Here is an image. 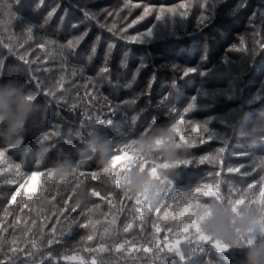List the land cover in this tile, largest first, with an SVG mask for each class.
Wrapping results in <instances>:
<instances>
[{"label": "trees", "instance_id": "trees-1", "mask_svg": "<svg viewBox=\"0 0 264 264\" xmlns=\"http://www.w3.org/2000/svg\"><path fill=\"white\" fill-rule=\"evenodd\" d=\"M185 2L133 0L141 7L120 20L110 16L122 9L124 0H0V83H18L29 99L36 91V78H42L37 100H29L40 105L43 112L14 142L0 141V151L4 152L0 158V217L8 208L6 224L15 215L23 218L15 230L8 228L0 235L11 240L15 231L19 236L26 224L31 226L37 211L42 212L37 218L39 224L44 215H52V205L61 207L64 200L75 209L71 217L78 221L84 220L88 208L99 204L92 218L102 221L97 225L96 239L80 245L88 230L77 225L51 248L46 244L47 235L43 240L36 237L39 250L21 243L26 251H32V256L26 259L19 253L15 264H75L63 259L71 255L83 256L87 264L93 257L97 264H240L243 260V250L229 249L212 238L228 250L221 253L210 244H201L202 250L182 262L175 250L163 248L165 237L168 243L179 238L178 247L188 258L196 244L194 240L190 244L185 234L175 228L181 221H173L171 216L177 213L164 217L166 205L172 201L162 198L170 197L171 190L188 199L197 186L206 190L203 186L207 185L213 190L218 186L223 201L229 203L252 184L249 197L259 199V189L264 187V132L252 133L249 129L251 121L264 113V49L258 44L264 41V0H187L188 15L182 17L179 5ZM144 5L175 7L177 15L166 14L157 19L153 12L123 32L142 13ZM201 16L206 17L203 22ZM113 23L116 28L109 31ZM27 29L32 30L31 37ZM137 33L139 40L127 38ZM82 34L86 37L72 53L65 42ZM241 41L246 49L240 47ZM105 68L107 71H103ZM61 77L62 87L58 83ZM49 89L56 95L46 94ZM189 107L192 110L185 114ZM182 116L206 126L210 142H198L200 134L178 123ZM98 119L112 123L101 124ZM161 129L170 135L156 138L155 144L171 146L176 151L172 160L166 159L162 151L145 154L139 147L140 141ZM51 133L55 135L45 140L44 135ZM93 134L110 144L105 167L95 158L79 155ZM181 136L196 141L195 146L180 140ZM221 148H225L223 153L218 152ZM121 151L127 158L112 163L113 158L121 157ZM202 155L216 158L201 164ZM188 159L194 161L193 165L181 167ZM17 163L21 166L19 172ZM65 163L69 164L67 173L59 174L56 169ZM235 168L239 171H228ZM93 171L97 173L96 181L90 175ZM134 171L155 181L160 190L151 197L130 195L124 182ZM34 172L45 174L37 176L35 191L20 188L26 180L30 182ZM93 189L102 196L109 195L113 203L123 208L109 229V236L103 233V222L111 218L115 209L110 212L107 201L92 197ZM18 190L16 200L11 201ZM26 194L32 197L30 207L19 212ZM137 198L141 199L138 205ZM212 199L198 198L205 203ZM249 204L259 208L255 203ZM134 205L140 208L139 214ZM157 207L159 212L155 211ZM260 221L264 222V213ZM154 222L161 228L160 233H155ZM127 223L133 225L128 232L123 229ZM50 227L51 221L46 234ZM169 227L174 231L168 232ZM64 228L66 231V223ZM153 235L158 246L148 252V241ZM125 241V248L136 250L117 253L116 248ZM98 244H105L107 252L82 250ZM10 247L3 246L0 259L6 258L4 253L12 255ZM8 264L12 261L8 260Z\"/></svg>", "mask_w": 264, "mask_h": 264}, {"label": "snow or ice", "instance_id": "snow-or-ice-1", "mask_svg": "<svg viewBox=\"0 0 264 264\" xmlns=\"http://www.w3.org/2000/svg\"><path fill=\"white\" fill-rule=\"evenodd\" d=\"M141 4L140 3H133V0H124V4L121 10L117 11V12H113L112 16H116L118 17L120 20H125L126 16L131 14L133 9L136 8H140ZM179 9H182L183 11L180 13V16L184 17L188 15V3L187 0L185 3H181L179 5ZM125 10H127L125 15H122V13H125ZM153 12L156 13V18H162L164 15L168 14V15H177V8L175 7H165V6H160L158 8H155L151 5H144L143 6V11L142 13L136 18L131 20L123 29V32L127 31L128 27H131L132 25L143 21L148 15L152 14ZM54 14V13H53ZM201 22H203L206 17L201 16ZM107 27V24L105 25ZM116 28V24L113 23L111 25L110 28H108L109 31H112L113 29ZM27 32L29 34V37H31L32 34V30L31 29H27ZM86 37V34H82L76 38H69L65 43L68 47L69 50H71L72 53H74V51L77 49V46L80 44V42ZM121 38H125L123 36H121ZM127 38L133 42L139 40L140 36L139 34H132L127 36ZM259 48L264 49V41H259ZM41 48L44 47L43 44L40 45ZM113 45H109V49H112ZM240 47L242 49H246V45L243 41H241V45ZM96 51V48L93 47L92 48V52L94 53ZM21 59H23V56L21 57ZM45 71H48L47 68L44 69ZM103 71H107V69H103ZM36 91L33 92L34 95L29 97V99H35L37 100L38 98V93L40 88L42 87V78L37 77L36 78ZM63 77H61V80L58 82L59 85L62 87L63 86ZM94 91V89H93ZM46 94L51 95V96H55L56 92L53 91L52 89H49ZM87 94V93H86ZM89 99H93V96L89 95ZM111 107V106H109ZM192 109L191 107L186 108L184 110L185 114L190 112ZM133 122L136 120V117L132 118ZM98 122L101 124H106V125H110L112 123L111 120L109 119H98ZM179 124L181 125H187L190 126V132L192 133H198L200 134L198 137V142L200 143H204V142H210V138L206 135L207 133V127L204 125H200V124H195L193 122H191L190 120H186L184 119V117L182 116L181 119L178 121ZM51 135H55V133H51V134H45L44 135V139L45 140H49ZM180 140H186L187 142H189L192 147L195 146L196 141L194 140H188L186 136H181ZM225 151V148H221L218 150L219 153H223ZM121 158L126 159L127 157L124 156L123 151H121ZM128 155L130 156L131 153H128ZM238 155H243V154H238ZM4 156V152L0 151V158H2ZM215 156H208V155H202L199 157V163L203 164L205 161H211L213 159H215ZM194 163V161L192 159H188L184 164L181 165V167H190L192 166ZM20 164H16L15 168L17 169V172H19L20 169ZM118 171V169L116 170ZM229 172H238L239 168H235V169H228ZM45 175L43 172H34L31 174V179L34 180L35 176H43ZM80 175H85V173L81 172ZM91 178L93 181H96V177H97V173L96 171L91 172ZM11 182V181H9ZM28 184V181L26 180L24 182V184L20 185V188H25L26 185ZM116 187H119V185L117 184ZM252 188V184H248L247 188L243 191V193L239 196L236 197V199L234 200H229V203L232 204V210L233 212H236L237 209L243 205V204H249V203H255L257 205H259V208L261 210V213H264V187H261L259 189V199H254V198H250L249 197V189ZM203 189L206 190H202L201 186H197L195 188L194 192H190L189 194V198L185 199L182 196H178L176 193L172 192L171 190H169L168 193H171L172 195L169 197L168 195H165L162 198V201L167 200V199H171V203L167 204L166 207L168 209V211L164 212V217L168 218L170 213L175 212L178 215H172L171 219L173 221H181L180 223L175 224V228H177L181 233L185 234V238L188 240V242L191 244L193 243V240L195 241L196 246L192 247L190 249V253L191 255L188 258H185V256L183 255L181 248L178 247V245L181 243L180 239L177 238L175 240V243H168L167 242V237H165V245L163 248H167L169 251L175 250L178 254V258L184 262L186 261V259L191 258L197 251L202 250V248H200L201 244H210V246L212 248H214L216 251L218 252H225L227 251V246L224 245L222 242L220 241H213L210 237H208L206 234H204L201 231V227H200V221L202 220L201 218H197V209L201 207L202 204H204L205 202H199L198 198L200 196H205V197H211L215 200H223L224 197H222L220 195V190L219 187L217 186V188L215 190L211 189L210 187H208L207 185L203 186ZM28 191H32L30 189H28ZM19 190L17 191V193H14L11 196V201H15L16 197L18 195ZM43 191H41L40 196L41 198H43ZM91 195L92 197L95 198H100L103 199L105 201L108 202L109 204V211L111 212L112 209H115V212H112L111 214V218L110 219H106V221H104V227H103V233L105 236H109L110 232L109 229L116 224L117 222V216L118 214L123 211L122 207L117 206V204L113 203L112 200L110 199L109 195H101V192H97L95 189L91 190ZM54 199V197H53ZM212 199V200H213ZM32 200V197L30 195H25L24 196V202L22 204V206H20L18 208L19 212H23L25 208H29V201ZM43 204H46L47 201L46 200H42ZM141 203V199L137 198L136 199V204H140ZM173 205H176L175 208H173ZM99 204L94 205L91 208L87 209V212L84 214V220L83 221H78L76 220L74 217H71V213L75 211L74 208H70L68 207V201L64 200L63 204L61 207H57L56 205H52L51 206V213L52 215H44L43 219L41 220V222L39 224H37V218H40L42 216V212L37 211L36 213V218H33L31 221V226H28L26 224L25 227H23L20 230V235L17 236L15 231H13L12 235H11V240H8L6 238H4L2 235H0V251H2L3 246L5 244H10L11 247L9 248V252L12 254L11 256L8 255V253H4L5 255V259H0V264H8V260L12 261V264H15V259L17 257V254L19 253H23L25 258L27 259L28 257L32 256V251L31 250H27L25 249V247L21 246V243L23 245H31V249H36L39 250V248L41 247L40 245H38L37 243V239L36 237L39 236L41 240H43L44 236L47 235V240H46V244L49 248H51L53 245L59 243L60 237L63 236L64 234H66L67 232H69L71 230V228L73 227V225H77L83 229L88 230V234L86 236H84L81 241L79 242L78 245H80L82 242L86 243V242H91L94 239H96L97 236V225L102 224V221L100 219H93L92 216L94 214V212L99 209ZM135 207L136 213L139 214L140 213V208L136 207L135 205L133 206ZM156 212L160 211V207H157L155 209ZM10 215V210L8 208H5L3 211V216L0 217V234H2L3 232L7 231L8 228H12V229H16L19 224L21 223V220L23 219L20 215H15L13 221L9 222V223H5L6 219L9 217ZM102 215L104 216H108L107 213H102ZM54 217V219H53ZM139 218L142 220L143 216L139 215ZM51 221V227H50V231L46 234L45 233V228L49 226V222ZM65 223L67 224V230L65 231L64 225ZM57 225H60V227L58 228ZM33 227L36 228V231L33 232ZM133 227L132 223H127L124 225V230L126 232L129 231V229H131ZM153 228L155 233H160L161 228L158 226L157 223H153ZM174 228L173 227H169L168 228V232H173ZM25 237H27V239H25ZM101 239H103V237H101ZM20 242V243H18ZM251 241H247L246 243H250ZM128 243V241H125L123 244H119L118 247L116 248V252L120 253L122 250L124 252H131L134 251L136 249L134 248H125V244ZM148 243L151 245V247L147 248V251L150 252L153 250V248L158 246V241L155 237V235H153L151 241H148ZM85 252H89V253H106L107 252V246L105 244H98L96 246H92V247H83L82 249ZM145 249L143 248V251ZM63 259L65 261H73L75 262V264H87V262L84 260L83 256H78V255H71V256H64ZM91 264H97L96 258L93 257Z\"/></svg>", "mask_w": 264, "mask_h": 264}, {"label": "clouds", "instance_id": "clouds-1", "mask_svg": "<svg viewBox=\"0 0 264 264\" xmlns=\"http://www.w3.org/2000/svg\"><path fill=\"white\" fill-rule=\"evenodd\" d=\"M43 115L40 105L28 99V93L12 81L0 83V141L14 142L25 132L29 123ZM252 133L264 132V113L251 121ZM170 135L166 129L158 130L154 136L140 141L139 147L145 154L162 151L166 159L172 160L176 151L171 146H157L155 139ZM110 144L100 135H91L80 149L81 157L95 158L101 167L107 166ZM69 164H61L56 171L66 174ZM124 188L130 195L153 196L160 190L159 185L146 175L131 173L124 182ZM84 199H87L85 194ZM261 210L252 204L241 205L233 212L232 205L223 200H210L197 209V218H201V231L210 238L220 240L229 249L243 250L240 264H264V222L260 221ZM251 241L250 243H246Z\"/></svg>", "mask_w": 264, "mask_h": 264}, {"label": "rangeland", "instance_id": "rangeland-1", "mask_svg": "<svg viewBox=\"0 0 264 264\" xmlns=\"http://www.w3.org/2000/svg\"><path fill=\"white\" fill-rule=\"evenodd\" d=\"M121 157H115L112 159V163H116ZM37 179L38 177L35 176L34 180H30V182L26 185L25 190L28 191V189L35 191L36 189V185H37ZM32 191H28V192H32Z\"/></svg>", "mask_w": 264, "mask_h": 264}]
</instances>
